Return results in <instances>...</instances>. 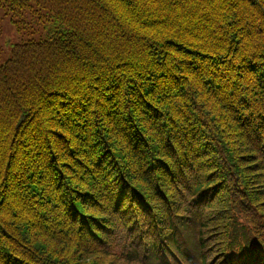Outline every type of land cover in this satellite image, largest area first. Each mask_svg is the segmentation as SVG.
Instances as JSON below:
<instances>
[{
	"label": "trees",
	"instance_id": "trees-1",
	"mask_svg": "<svg viewBox=\"0 0 264 264\" xmlns=\"http://www.w3.org/2000/svg\"><path fill=\"white\" fill-rule=\"evenodd\" d=\"M5 17L0 264H264V0Z\"/></svg>",
	"mask_w": 264,
	"mask_h": 264
},
{
	"label": "rangeland",
	"instance_id": "rangeland-1",
	"mask_svg": "<svg viewBox=\"0 0 264 264\" xmlns=\"http://www.w3.org/2000/svg\"><path fill=\"white\" fill-rule=\"evenodd\" d=\"M2 33L0 35V46L2 47L4 54L1 55V62L6 59L10 51V44L18 42L22 39L21 34L17 33L10 20L5 17L1 20ZM7 52V54H6ZM105 264V261L103 262Z\"/></svg>",
	"mask_w": 264,
	"mask_h": 264
}]
</instances>
